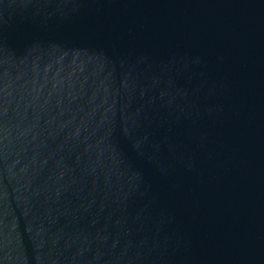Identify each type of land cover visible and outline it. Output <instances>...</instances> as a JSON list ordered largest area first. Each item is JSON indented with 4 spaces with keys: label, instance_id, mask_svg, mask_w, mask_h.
<instances>
[{
    "label": "water",
    "instance_id": "water-1",
    "mask_svg": "<svg viewBox=\"0 0 264 264\" xmlns=\"http://www.w3.org/2000/svg\"><path fill=\"white\" fill-rule=\"evenodd\" d=\"M0 264H264V0H0Z\"/></svg>",
    "mask_w": 264,
    "mask_h": 264
}]
</instances>
